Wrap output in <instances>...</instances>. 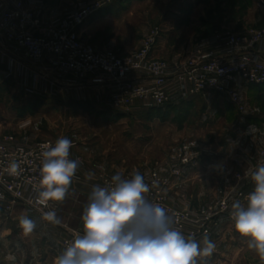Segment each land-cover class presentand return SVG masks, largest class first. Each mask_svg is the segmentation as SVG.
I'll list each match as a JSON object with an SVG mask.
<instances>
[{"label":"built area","instance_id":"2783aa9c","mask_svg":"<svg viewBox=\"0 0 264 264\" xmlns=\"http://www.w3.org/2000/svg\"><path fill=\"white\" fill-rule=\"evenodd\" d=\"M46 1L0 0V68L8 77L24 79L30 93L59 95L85 87L102 88L109 92V106L120 114L160 108L178 96L215 93L225 97L240 114L249 115L250 105L242 88L264 85V28L221 30L202 40L185 57L165 60L154 56L158 29L147 33L140 46L128 52L109 45L97 47L83 38L80 31L84 23L117 0H72L62 9L50 11L48 17ZM56 140L16 135L0 139V207L11 212L22 206L49 226L66 232L60 243L61 255L83 230H71L67 222L56 225L42 219L47 211H55L59 218L62 201H49L47 207L36 203L41 146L54 145ZM75 148L72 141L69 158L78 159L80 165L68 193L78 200L86 194L82 185L87 172ZM201 156L200 150L181 147L162 166L143 174L150 188L146 199L163 206L173 217V226L185 237L194 235L198 242L205 235L213 240L216 230L234 224L232 204H247L248 194L255 187L251 174L264 164V148L258 151L250 172L235 171L229 184L216 187L197 206L186 172ZM13 161L20 165L18 174L6 171ZM242 161L235 158L237 163ZM117 173L131 176L122 171L100 172L96 185L108 186ZM211 259L212 255L197 257L198 264H208Z\"/></svg>","mask_w":264,"mask_h":264},{"label":"rangeland","instance_id":"374dc122","mask_svg":"<svg viewBox=\"0 0 264 264\" xmlns=\"http://www.w3.org/2000/svg\"><path fill=\"white\" fill-rule=\"evenodd\" d=\"M250 28H264V0H117L90 17L80 32L97 47L109 45L128 52L158 29L154 56L166 60L185 57L218 31ZM27 89L20 76L0 72V139L7 135L37 140L67 137L76 143L75 153L83 157L87 172L82 185L86 194L76 200L67 192L62 201L59 219L71 230H83V210L100 172L132 175L139 171L143 175L162 166L178 148L200 150L201 158L186 175L189 182L208 176L205 189L189 186L195 198L205 195L203 202L216 187L230 183L235 171L247 172L256 162L246 153L251 133L242 114L215 93L178 96L155 110L120 114L109 106V92L102 88L85 87L59 95H39ZM258 102L262 113L264 97ZM235 158L243 161L237 163ZM222 160L225 164L218 166L222 169L218 175L227 179L219 184L217 170L211 167ZM21 216L36 222L32 233L24 234ZM66 234L22 206L11 212L0 207V264H55ZM260 261L251 250L241 264Z\"/></svg>","mask_w":264,"mask_h":264},{"label":"clouds","instance_id":"9594fccd","mask_svg":"<svg viewBox=\"0 0 264 264\" xmlns=\"http://www.w3.org/2000/svg\"><path fill=\"white\" fill-rule=\"evenodd\" d=\"M41 147L36 203L47 207L49 201L65 199L80 161L69 158L72 141L67 137ZM19 168L13 161L6 171L18 174ZM251 179L255 187L247 204L234 202L230 215L248 248L264 259V164L252 172ZM149 191L139 171L130 178L114 174L106 187L94 185L83 210V232L57 257L56 264H198L197 257L211 256L216 244L207 235L202 242L194 235L185 237L163 206L146 199ZM42 219L61 223L55 211L43 212ZM19 226L27 235L36 222L21 216Z\"/></svg>","mask_w":264,"mask_h":264},{"label":"crops","instance_id":"0c3cea01","mask_svg":"<svg viewBox=\"0 0 264 264\" xmlns=\"http://www.w3.org/2000/svg\"><path fill=\"white\" fill-rule=\"evenodd\" d=\"M72 0H47L46 1V16H49L50 11L62 9L66 2H71ZM3 69V68H2ZM1 73L5 72L4 70H0ZM79 92V91H75ZM242 93L244 97L247 99L251 113L249 115H242L243 121H246L247 127H249V131L251 133L250 138L247 140L246 146L249 150L247 151V155L249 159H256L257 153L261 148H264V111L262 113L259 112V99L264 97V85L263 86H248L245 85L242 88ZM251 154V155H250ZM254 162V161H253ZM256 163V162H255ZM225 164V161L222 160L218 162V164H214L211 168L216 169V174L218 175L222 169L220 167ZM254 163H252L253 165ZM254 166V165H253ZM250 166L247 172H250L252 167ZM209 168V170H211ZM210 171H207L206 174H209ZM213 172V171H212ZM219 184H221L226 177L219 176ZM190 181V180H189ZM209 178L205 175V179H199L197 182L195 179L191 178V182H188V186L193 187L197 186L201 190L205 189V186L209 184ZM225 184H229L228 182H224ZM198 184V185H197ZM73 181L69 187L72 188ZM195 200V204L198 206L201 201V197L203 198L205 195L195 196L190 192ZM65 200V199H64ZM63 200V201H64ZM69 225V224H68ZM216 244V249L212 254V259L208 264H241V260L245 259V255L249 254L252 249L248 248V241L245 238H242L234 228L233 225L222 227L221 229L216 230L215 237L213 240ZM201 247L203 244L201 243ZM60 253V252H59ZM56 261V260H55ZM264 259L257 264H263Z\"/></svg>","mask_w":264,"mask_h":264},{"label":"trees","instance_id":"16d2710c","mask_svg":"<svg viewBox=\"0 0 264 264\" xmlns=\"http://www.w3.org/2000/svg\"><path fill=\"white\" fill-rule=\"evenodd\" d=\"M103 10H105V9H103ZM103 10H102V11H103ZM102 11H101V12H102ZM99 13H100V12H99ZM259 87H260V86H259ZM232 106H233V105H232ZM151 110H155V109H151ZM151 110H150V111H151Z\"/></svg>","mask_w":264,"mask_h":264}]
</instances>
